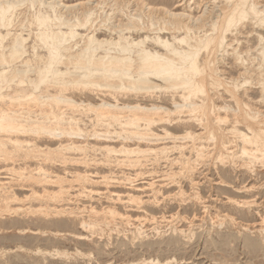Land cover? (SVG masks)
Wrapping results in <instances>:
<instances>
[{
    "label": "bare ground",
    "instance_id": "1",
    "mask_svg": "<svg viewBox=\"0 0 264 264\" xmlns=\"http://www.w3.org/2000/svg\"><path fill=\"white\" fill-rule=\"evenodd\" d=\"M50 1L0 0V163L7 159L10 162L21 161L18 167L4 169L9 173L11 181L17 182L22 190L31 192L30 196L19 198L12 192L11 184L4 186L5 183L0 181V216L4 212L16 216L24 211L30 214L37 211L47 216L51 210L46 203L52 199H60V195L67 194L73 186H78L79 193L83 194L92 192L87 190L90 185L108 186L116 179L112 172L114 166L135 169L145 166V162L158 164L164 160L170 161L171 165L180 166L181 172L187 171L191 160L186 156L185 150L189 144L176 145L177 141L188 140L189 153L194 152V161H201L210 153L205 146L196 143L203 137L190 130L191 122L205 131L209 140L215 141L210 122L227 123L229 113L232 114L233 121L228 130L222 132L225 134L226 131L240 141L238 158L246 159V165H264V115L263 119L256 122L259 112L245 105V117L258 124V128L254 129L253 125L239 120L238 109L216 105L218 107L211 108L213 119L209 120L204 85L206 79L212 87L220 85L219 79L212 74H217L216 66L228 55V48H232L234 58L237 63L240 62L234 48L239 44L235 35L246 24L264 29V5L258 6L257 0H223L227 3L222 4L220 14L215 17L207 18L205 11L194 20L185 15H171L168 20L161 18L160 26L155 28L153 19L143 22L141 14H127L128 10L124 13L122 8L111 9L109 14L103 10L105 14L101 12L102 16L100 15L102 20L95 25V21L99 19L96 20L93 16L95 13L91 6L86 8L89 6L87 3L84 4L88 6H67L64 3L66 6L62 4L59 8L60 1V4ZM62 9L65 12H61ZM115 10L123 13L126 23L122 21L118 25H111L110 20ZM151 29L160 34L169 30L171 33L172 30L183 31L184 36H173L171 40L159 35H145L139 40L131 36ZM258 42L257 51L263 59L256 71L258 85L264 97V36L259 35ZM241 66L243 73H247L248 68L242 61ZM230 80L237 82L235 78ZM247 84L248 81L244 80L240 86ZM240 86L236 85L234 89L237 90ZM168 90L173 92L171 107H165L162 101L157 100L148 105L140 103L142 97L147 96L146 99L151 100L153 92ZM226 92L231 94V98H235L233 92ZM120 95L134 96L135 101L120 100ZM139 97L140 100L137 99ZM220 111L225 113L224 117L215 116ZM184 114L189 119L182 121L183 128L186 129L182 134H172L164 127L160 131L161 135L153 132L154 126L170 125L171 117L176 116L179 121ZM241 122L246 123V132L238 129ZM164 140L174 144L178 154L176 159L167 158L169 148L165 144L161 145ZM126 142H134L135 145L130 147ZM112 143H117L119 147ZM227 145L224 142L221 144V153L217 157L233 160L235 154L228 155L230 151ZM97 153L102 156L101 159L95 157ZM31 162L39 165L32 168ZM66 165L74 167V172L67 171L64 168ZM58 167L64 168L62 174L54 170ZM97 167L109 173L100 175L98 172H90ZM1 169L0 167V179H3ZM135 177L129 181L131 186L135 185ZM118 181L116 180L117 183ZM148 187H152L151 182ZM10 192L11 196L5 200L4 196ZM116 197L119 199V196ZM128 200L138 204L140 197L130 196ZM26 201H35L39 206L37 209L30 205L26 209L20 206L10 207ZM246 204L248 203H242ZM113 209L108 208L104 213L111 218L117 215L120 221L130 223V215L117 214V209ZM91 212L96 213L93 209ZM53 213L61 214L62 211ZM154 218H151L153 223ZM164 219L165 217L163 221ZM80 223L85 229L91 227L86 222ZM261 224H264L263 219ZM142 227L138 226L134 232L128 233V241L142 238L145 233ZM258 229L257 232L264 240V226ZM168 262L161 263L160 260L152 259L146 261V264Z\"/></svg>",
    "mask_w": 264,
    "mask_h": 264
},
{
    "label": "rangeland",
    "instance_id": "2",
    "mask_svg": "<svg viewBox=\"0 0 264 264\" xmlns=\"http://www.w3.org/2000/svg\"><path fill=\"white\" fill-rule=\"evenodd\" d=\"M47 1L49 2L50 0ZM53 1L57 4L61 3L59 8L64 3L68 4L67 6L74 4L89 5L86 8L91 6L90 8L95 13L93 16L96 17V20L99 19L95 21V25L102 20L101 12L103 10L109 14L111 9L122 8L121 10L124 13L128 10L127 14L129 12L132 14L138 12L141 14L143 22H146L149 18L153 19L155 28L160 26L161 18L168 20L171 15H185L194 20L206 12L205 16L207 18L215 17L220 14L221 6L227 3L223 0ZM256 2L260 7L264 5V0H257ZM115 4L118 6L116 7ZM100 8H102L101 11ZM63 11L65 12L62 9L61 12ZM148 15L149 17L147 18L146 16ZM64 16L69 18L67 15ZM122 21L126 23V17L123 13L115 10L110 20L111 25H118L123 23ZM207 21L209 20H205V22ZM149 31L135 33L131 36L137 40L143 39L145 35L150 37L159 35L170 40L173 36H184L183 31L174 32L172 30L171 33L169 30L165 34H160L152 29ZM234 35L235 33L232 36ZM259 35L264 36L263 28L246 24L235 35L239 40V44L234 48H236L240 62L237 63L236 58H234L235 55L232 48H228V55L224 57L223 61L220 60L216 66L218 68L217 74H212V76L219 79L220 85L216 86L218 88L210 86L208 79H206L204 85L207 94L206 105L208 106L207 118L209 120L213 119V115L210 114L213 106H225L233 110L238 109L240 121H246V123L253 125L254 129L258 128L256 122L263 119L262 115H264V97L261 87L258 85L259 78L258 71H256L257 66L263 59L259 55V51H257ZM232 36H229V38H232ZM100 37L105 38V36ZM241 61L248 68L247 73H243ZM233 77L235 82L237 80L236 83H233L232 80L229 81L230 78L234 79ZM244 80L248 81V84L240 86ZM228 85L231 88L227 87ZM236 85L241 88L235 90ZM226 90L231 92L235 90L233 92L235 98H231V94H227ZM130 96L120 95L119 99L123 101L130 99L134 102L135 97ZM150 96L151 100L146 99L147 96L142 97L143 99L140 103L148 105L151 101L157 100L162 101L165 107H171L172 91H155ZM140 98L137 99L140 100ZM245 105L250 106L253 111L259 112L256 122H252L245 117V111H247ZM216 115L224 117L225 113L220 111ZM170 119L172 121L170 125L160 124L154 126L153 132L161 135L160 131L163 127L176 135L186 131L183 128L182 121H187L189 119L188 116L184 114L179 118V121L176 116ZM228 121L224 124H213L210 122L211 132L215 137V141L209 140L207 133L201 131L191 122L190 130L196 134H201L203 137L196 143L205 146L210 154L201 161H194V152L189 153L190 142L188 140L177 141L176 145L188 146L189 144L187 150H185L186 156L191 160L187 171L181 172L180 166L171 165L170 161L165 162L164 160H161L158 164L145 162V166L135 169L113 165L112 172L113 174L115 173L116 179L108 186L90 185L87 190H92V192H84V194L79 193L78 186H73L74 188L69 190L67 194L60 195L62 196L60 197L61 200L52 199L46 203L50 205L49 210H51L47 216L39 214L37 211L32 212L33 214L25 213L24 211L16 216L10 212H4L0 216V264H146V261L152 259L160 260L161 263L169 261L168 264H264V240L261 237L262 235L257 232L258 228L264 226V224H261V220H264V165L260 163L246 165V159L238 158L241 147L240 141L234 139L233 136L231 137L226 131L225 134L222 132L228 130L229 124L233 121L231 113H229ZM246 123L241 122L238 129L246 132ZM214 130L218 131L215 133ZM223 142L226 145L228 144L230 151L228 155L235 154L233 160H225L224 158L223 160L217 157L221 153L220 149ZM161 143V145L165 144L169 148L167 153L169 160L178 157L171 141L164 140ZM125 144L130 147L135 145L134 142H126ZM112 145L119 147L117 143H112ZM140 147L144 148L142 144H140ZM95 157H98L97 159L102 158L98 153ZM5 162L0 163L3 171L2 176H4L0 181L5 183L4 186L11 184L13 187L12 192L19 198L25 197V195L30 196L31 192L22 190L17 182L11 181L9 173L5 171L7 168L20 166L22 162H10L8 159ZM36 165L39 164L36 162L30 163L32 168ZM62 168L58 167L54 170L58 174H62L64 168L70 172L75 170L71 165H66ZM104 170L97 167L94 170H90V172H98L100 175L109 173ZM133 174L137 175V177ZM173 175L174 177L170 178ZM134 177L135 182L133 184L135 185L131 186L132 184L130 185L129 181L134 180ZM116 180H119L118 183ZM121 180L122 182H120ZM150 182L152 183L151 188L148 187ZM36 190L38 191L39 189ZM12 192L5 195L6 197L4 196L5 200L11 196ZM114 193H117V195ZM180 193L183 194L181 195ZM135 195L140 197L138 204L136 202L135 204L130 203L131 201L128 200L130 196ZM116 196H119V199ZM236 202L240 204L237 205L235 204ZM243 202L248 204L242 205ZM21 204L11 205L10 207L20 206L26 209L30 205V207L37 209L39 206L35 201H26ZM108 208L117 209L116 212L120 215H130V223L127 224L125 221H120L121 219L117 215L114 218H111L108 214L106 215L104 212ZM92 209L96 213L98 212V215L92 213ZM53 211H62V215L54 214ZM150 217H155L154 223ZM170 217H172V220H170ZM87 218L90 219L88 220ZM143 218L145 220L147 218V220L145 221ZM80 222L91 224L92 228L88 226L85 229ZM138 226L145 230L144 235L142 238L135 239L132 242L131 240L128 241L130 235L127 234L134 232V229ZM180 230L186 231V234L179 232ZM155 231H157V234Z\"/></svg>",
    "mask_w": 264,
    "mask_h": 264
}]
</instances>
